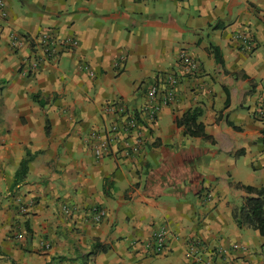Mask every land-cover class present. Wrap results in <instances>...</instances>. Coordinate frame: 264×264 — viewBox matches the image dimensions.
<instances>
[{
  "label": "crops",
  "instance_id": "obj_1",
  "mask_svg": "<svg viewBox=\"0 0 264 264\" xmlns=\"http://www.w3.org/2000/svg\"><path fill=\"white\" fill-rule=\"evenodd\" d=\"M6 3L0 264H260L264 236L239 226L233 209L251 195L244 186L264 187V0ZM48 30L59 37L51 56L36 40ZM181 51L196 71L181 70ZM167 74L180 77L178 99L154 123L139 117L141 152L129 155L136 141L119 133L97 157L99 137L124 131ZM191 110L213 141L177 125ZM97 205L107 211L101 221ZM161 225L167 247L147 255L143 241Z\"/></svg>",
  "mask_w": 264,
  "mask_h": 264
},
{
  "label": "built area",
  "instance_id": "obj_2",
  "mask_svg": "<svg viewBox=\"0 0 264 264\" xmlns=\"http://www.w3.org/2000/svg\"><path fill=\"white\" fill-rule=\"evenodd\" d=\"M8 14L9 11L7 8L6 0H0V18L6 19L8 17ZM11 37L13 44L18 45L23 43V39L18 33H13ZM239 38L243 39V41L248 46L251 45V40L246 34H240ZM36 40L37 42L39 41V44L41 46V48L39 47V49L43 51L44 55L51 56L53 51L57 50L56 46L59 42V37L56 36L55 33L51 30L43 32L41 35L37 36ZM67 41L69 43L76 44V40H73L72 38L67 39ZM39 59L40 58L32 62V69L38 68L41 60ZM179 63L181 66V70L186 74L196 71L198 67L197 61L193 58V56L185 51L180 52ZM90 75L94 76V71H91ZM179 83L180 77L176 74H167L165 78L154 81L147 89L146 99L143 105L138 110V116L132 114L129 116V119L126 121L124 131H119L118 126L114 125L112 132L115 133V136L109 135L108 137L104 138L99 137V140H97V142L94 144V152L96 156L100 157L105 153V151H110L112 144L118 141L117 139L119 133H123V135H126V137H128V135H131L132 139L136 141L131 146L130 144H127L129 146L127 152L129 155L140 153L144 144V135L142 134L143 131H141L139 128L141 124L139 117H141L142 120L145 119L150 123H154L160 112L165 107H168L177 101V87ZM114 110H116V107H108L109 112ZM119 110H123V107L120 106ZM93 135H96V133H94ZM206 197L207 199H212V194L210 192H207ZM92 212L96 221H101L107 215L106 209L98 205L93 207ZM169 235L170 230L168 225H161L160 227H158L151 239L143 241V244L146 248L145 252L147 253V255L154 256L162 254L167 247ZM234 247L239 248L240 244H235ZM260 254V264H264V245L261 247Z\"/></svg>",
  "mask_w": 264,
  "mask_h": 264
},
{
  "label": "trees",
  "instance_id": "obj_3",
  "mask_svg": "<svg viewBox=\"0 0 264 264\" xmlns=\"http://www.w3.org/2000/svg\"><path fill=\"white\" fill-rule=\"evenodd\" d=\"M212 51L218 57V50L215 47ZM198 117V111H188L177 119V125L184 128L185 135L203 136L213 141V138L206 133L204 124L198 121ZM30 160V157H27L21 161L16 172L15 184L25 178ZM243 188L251 195L246 196L242 204L233 209V217L239 226L258 230L264 236V187L244 186Z\"/></svg>",
  "mask_w": 264,
  "mask_h": 264
},
{
  "label": "rangeland",
  "instance_id": "obj_4",
  "mask_svg": "<svg viewBox=\"0 0 264 264\" xmlns=\"http://www.w3.org/2000/svg\"><path fill=\"white\" fill-rule=\"evenodd\" d=\"M144 84H146L147 86L149 85L148 83H144ZM150 85H151V84H150ZM148 88H149V87H148ZM242 162H243V160H242ZM242 162H241V163H242ZM241 204H242V203H241Z\"/></svg>",
  "mask_w": 264,
  "mask_h": 264
}]
</instances>
